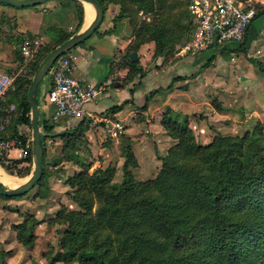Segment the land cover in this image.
Masks as SVG:
<instances>
[{
  "label": "trees",
  "instance_id": "obj_1",
  "mask_svg": "<svg viewBox=\"0 0 264 264\" xmlns=\"http://www.w3.org/2000/svg\"><path fill=\"white\" fill-rule=\"evenodd\" d=\"M98 1L104 9L109 2L119 5V13L113 16L115 21L128 15L123 12L126 0ZM130 1L142 11L157 9L155 0ZM184 10L182 31L186 41L190 27L187 7ZM77 12L79 19L76 30L82 22V9L79 5ZM263 12L264 7L256 5L254 18ZM143 26V31L145 28L152 29L150 38L155 42L154 55H162L166 46V50L169 49L165 39L166 29L155 22L141 21L138 27ZM61 31L65 33L58 43L72 34L64 29ZM143 31L135 28L132 43L120 62V65L129 67L126 75L128 80L137 73L142 74L138 60H130L129 52L136 51L142 44ZM210 49L213 52L217 50ZM211 57L212 55L209 58ZM180 77L175 75L174 80ZM21 80L22 78H18L17 84L7 91L4 104L13 102L17 106V115L11 124L13 133L10 136L24 142L25 137L19 133L17 124L30 123V104L28 90L21 89ZM170 87L168 84L167 88ZM159 90L161 89L155 88L152 91ZM128 102H132V98L109 106L105 113L116 112ZM71 118L78 119L75 128L81 127L87 119L85 115ZM38 124L45 131L41 132L43 140L51 131L52 125L40 111ZM162 124L177 141L160 157L162 163L155 177L138 181L128 169L131 165H128L125 176L116 182L110 180L112 173L108 172L109 168L98 166L89 171V165L82 164V169L65 179L69 187L68 195L77 208L61 205L56 211L53 221L63 223L65 227L60 232L59 250L55 255H48L50 262L264 264V122L257 121L243 136L218 133L206 144H198L192 129L184 123L164 117ZM70 134L64 131L52 135L65 137V145L72 149L75 137H69ZM251 135L262 139L263 147L261 155H253L258 158L250 167L239 163L242 145L238 142ZM127 140L130 141L128 155H132V166H135L138 163L132 150V141L128 137ZM227 143L228 147L224 149ZM197 153H202L205 162L201 166L205 171L203 174H192L183 165L176 163L177 158L194 157ZM28 159L32 160L31 155ZM24 169H17L15 172L24 175L28 173ZM42 169L41 178L45 174L43 163ZM83 191L98 196L99 203L95 209L93 202L88 204L81 200ZM38 223L39 219L34 214L27 213L21 222L13 225L17 239L24 245H32L35 240L34 229ZM0 253L4 257V252Z\"/></svg>",
  "mask_w": 264,
  "mask_h": 264
},
{
  "label": "crops",
  "instance_id": "obj_2",
  "mask_svg": "<svg viewBox=\"0 0 264 264\" xmlns=\"http://www.w3.org/2000/svg\"><path fill=\"white\" fill-rule=\"evenodd\" d=\"M48 2L51 7L34 5L25 7L21 11L17 10L15 14L6 13L4 5H0V26L4 19L10 18L12 24L16 25V29L13 30L45 38L51 26L65 31L71 28L75 22L78 5L82 9V22L78 30L85 28L92 20L89 19L90 4H86L85 1L49 0ZM255 2L264 7V0H255ZM0 4L7 3L0 2ZM49 8H52V11L47 12ZM118 8L116 3L109 2L104 10L103 20L95 32L69 51L77 62L76 74L81 80L94 85H103L105 81L110 80L104 85L97 99L86 105L92 116L87 117L81 127L75 128L77 118H65L58 122L47 121L52 125L51 134L47 136H51L50 141L54 140L53 143L60 152L57 161L60 162L59 164H64V167L73 165L70 166V170L62 173L63 181L75 171L82 169V163L88 164L90 171L103 164L113 152L117 158H121L118 145L121 138H111L107 127L115 121L121 124L122 136L129 137L132 141V150L138 163L133 169L134 174L146 172L144 163L146 160L155 161L158 168L159 157L164 156L168 147L174 142V138L168 134L162 124L164 117H170L189 126L195 138H200V142L210 141L218 131L236 134L240 133V130L250 129L257 121L264 122V12L252 19L242 42H228L222 49L214 52L208 48L172 56H153L150 43L140 44L135 52L142 74L137 73L128 80L126 75L129 67L120 65V62L123 61L132 43V29L126 19L113 22L112 18ZM59 9L67 10L63 19L59 18ZM211 55L212 57L209 58ZM175 75L181 77L174 80ZM115 76L120 79H114ZM168 84L171 85L170 88H167ZM49 86L50 77L46 75L40 92L44 93ZM155 88L161 90L153 92ZM129 98H132V102L125 103L120 110L105 113L109 106ZM38 106L40 113L49 119L51 108L40 104ZM152 125L157 126V132H153ZM205 126H208L209 130ZM64 131L71 133L69 137H75L74 148L70 149L65 145V137L52 135ZM205 134L207 137H204ZM82 141L87 142L88 150L80 149ZM43 148L44 165L47 162L44 143ZM19 151L18 147H12L8 149L7 154L13 159H18ZM29 169V172L33 171L32 166ZM1 172L4 174H0V181L10 187L23 183L29 177L20 175L26 177L21 180L18 179L19 176L11 177L13 173L6 171L2 166H0ZM4 176L16 184L5 182ZM42 178L40 183H36L38 190ZM66 196L68 197L67 194ZM50 200L55 210L49 217V222L52 223L56 211L64 205L61 203L64 199H58L57 203L55 200ZM27 213L35 212L28 211L25 215ZM37 214L38 210L34 216L40 221L42 217H38ZM15 238L23 244L17 239L16 233ZM4 241L9 244L7 250L10 253L13 248V238L0 239L1 243ZM13 250H17L18 254L22 255L20 247ZM4 261L6 262L5 258ZM47 261V263L41 261L40 264H55L61 260ZM61 262L78 264L74 261Z\"/></svg>",
  "mask_w": 264,
  "mask_h": 264
},
{
  "label": "rangeland",
  "instance_id": "obj_3",
  "mask_svg": "<svg viewBox=\"0 0 264 264\" xmlns=\"http://www.w3.org/2000/svg\"><path fill=\"white\" fill-rule=\"evenodd\" d=\"M49 0H46L42 3L36 4V7H41L43 5L50 6ZM156 1V10L155 11H142L139 9V7L130 0H126V4L123 8V12L127 13V16L123 19H126L129 21L132 33L131 37L134 38V30L140 29L143 31V27H138L139 24H141V21H147V22H155L159 25V27H163L166 29L165 31V39L167 40V45L169 47L168 50H166L167 46L164 48V53L162 54L165 56H172L177 53H184L185 51L181 50V47L183 44L187 41L184 40L185 36L182 31V23H183V12L185 11L188 3L190 0H155ZM246 1V3H251L253 5H257V2L255 0H243ZM4 5V8L6 9V13L8 14H15L16 11H21V9L25 7H31V6H11L9 4H0ZM118 5V4H117ZM34 6V5H33ZM51 7V6H50ZM119 7V5H118ZM47 12L52 11V8H49ZM78 9V7H77ZM119 10V9H118ZM59 12V18L63 19L65 17L66 9L58 10ZM119 11L115 13L117 15ZM114 15V16H115ZM94 17V15H93ZM75 22L78 21V12L75 13ZM155 21H153V20ZM113 22H115L114 17L112 18ZM75 22L73 26L66 30L67 33L74 34L76 31L75 28ZM81 26V25H80ZM134 26V27H133ZM16 25H13L11 22V19L8 18L7 20H3L0 26V71L4 74L9 75L12 79V85L11 87H14L15 84H17L18 78H22V91L28 90L29 84L33 78L34 72L36 68L38 67V64L42 60L44 54L46 51L56 45H58L59 41L62 38V34L65 32L61 31V28H57L54 26H51L49 31H47V36L45 38H42L40 36H35L30 33H23V32H17ZM60 29V30H58ZM78 30V29H77ZM152 29H147L141 33L143 36V42L142 44L150 43L152 45V51L153 56L155 51V42L154 39L150 38ZM71 34V35H72ZM20 36V37H19ZM19 37V38H18ZM184 40V41H183ZM26 41V42H25ZM25 42V43H24ZM22 47H26L25 53L23 55V49ZM70 51V50H69ZM68 51V52H69ZM46 76V75H45ZM114 79H120V77L117 78L115 76ZM43 83V80H42ZM37 93V102L38 105H41V93L40 88ZM10 87V88H11ZM9 88V89H10ZM6 98V96H5ZM10 103V102H9ZM8 104V103H7ZM6 104V105H7ZM3 104V106H6ZM4 113V112H1ZM17 115V106L15 105V112L14 115L10 118L9 123L6 125L0 120V141L2 143V153L3 155L6 154L3 149L12 148L16 145H20V142L16 141L15 136H10L13 132L11 129L12 120ZM30 115V112H29ZM159 116V114L157 115ZM47 121H52L50 118ZM158 124V123H156ZM153 126V132H157L156 128L157 126ZM207 130H209L208 126H205ZM253 126L250 128L252 129ZM17 129L19 133H21L25 137V141H31V126L30 123H18ZM247 129V130H250ZM247 130H240V133L232 134V135H239L243 136L245 131ZM41 132H45L43 128L40 127ZM51 134L50 132H48ZM231 134V133H223L221 131H218L216 134ZM214 134V136L216 135ZM213 136V137H214ZM121 138L119 141V154L121 158H117L115 155V152L112 153L111 157H108V159L103 163L100 164L99 167L109 168L108 172L112 173L111 181H121L122 178L125 176L126 168L128 165H131L128 167L130 171H132L133 175L135 176V179L138 181H144L150 178H153L156 176L160 166H161V159L159 157V161L157 162L158 168L155 165V161L146 160L145 163V173L139 174L133 172V169L137 167V165L132 166V163L134 162V159L132 155H128V151H130V141L127 140V137L122 136V132L116 136L112 137L114 139ZM203 137V136H202ZM204 137H207L206 134ZM51 136H46L42 140L44 143V147L47 150V153H45L46 157V164L45 171L46 175L42 178L43 181H41V187L40 190H38V184H35L33 188H31L29 191H27L24 194H21L18 198H5L4 195L0 194V239L1 240H8L10 238H13V248L16 247L21 248L22 255L26 258H24L21 253L18 254L17 250H13L9 253L7 250L9 247V244L4 241V243L0 242V251L4 252V258L6 260V264H40L47 263L48 261V255H55L56 251L59 250V237L61 229H64L65 224H61L58 222H49V217L52 216L55 212L54 208L52 207V200H55L56 203L59 202L58 199H64V202H61L62 204L66 205L68 208L75 209L77 208V205L75 202L71 200V198L68 195L69 187L66 184L65 180L63 181L62 173L66 170H70L73 165L64 167V164H59L60 162L57 161L58 157L60 158V152L55 147V144L53 143L54 140L50 139ZM129 138V137H128ZM198 144H206L208 142H200L199 139H195ZM177 141L174 139V142L171 144L173 145ZM14 144V145H12ZM239 145H242V154L239 155V163L243 165H249L250 167L253 165L255 160L258 157L253 156L255 153L258 155H261V148L263 147V140L259 137L251 135L246 140H243L241 142H238ZM170 145V146H171ZM16 146V147H18ZM20 147V146H19ZM228 147V143L225 145L224 149ZM169 148V147H168ZM80 149L88 150L89 147L87 146V142L82 141L80 143ZM94 151V150H93ZM84 153V150H83ZM167 153V151H166ZM31 155L32 158V144L27 148V153L25 156H20V161L15 162L13 158H8L7 163H0V166L4 168L6 171L13 173L11 177L17 178L16 176H19L18 179H26L31 172L28 170L29 167L33 166V161L29 160L28 157ZM127 156V157H126ZM9 157V156H6ZM203 158L202 153H197L194 157H186L182 156L180 158L176 159V163L179 165H183L188 171H190L192 174H203L205 171L202 169L203 164ZM205 163V162H204ZM73 164V163H72ZM83 164V163H82ZM57 165V166H55ZM98 166L92 168L95 169ZM25 168V169H24ZM89 168V167H88ZM157 168V169H156ZM17 169H24L28 172L27 175H23L26 177H22V173L18 174L15 171ZM12 170V171H11ZM90 170V171H92ZM1 175L4 173H0ZM26 174V173H25ZM6 177V176H4ZM64 177V176H63ZM21 182V181H20ZM66 189V190H65ZM68 197L66 196V194ZM24 195V197H21ZM83 199L82 201H85L86 203L93 202V209L96 208L97 204L99 203L98 196L94 194H90L87 191L82 192ZM49 198V199H48ZM56 198V199H54ZM28 199L31 202H26ZM59 207V206H58ZM38 210V217H42L39 223L35 226V241L31 246L30 245H23L19 243L15 238V229L13 227L14 224L19 221L21 222L23 218L25 217V213L28 211H32L35 215ZM40 212V214H39ZM44 251V252H43ZM50 255V256H51ZM29 257V258H28ZM63 262L59 261L55 264H62Z\"/></svg>",
  "mask_w": 264,
  "mask_h": 264
},
{
  "label": "built area",
  "instance_id": "obj_4",
  "mask_svg": "<svg viewBox=\"0 0 264 264\" xmlns=\"http://www.w3.org/2000/svg\"><path fill=\"white\" fill-rule=\"evenodd\" d=\"M187 10L190 34L181 47L185 52H198L207 48L220 50L228 42H242L256 14L255 5L243 0H190ZM22 49L24 55L26 47ZM77 66L73 54L67 51L53 62L46 74L50 77V86L42 93L41 105L51 108L49 118L54 122L74 116H92L86 105L97 99L104 85L110 80L105 81L103 85L84 82L76 74ZM12 82L9 75L0 71V120L6 125L15 112V103L10 102L3 106ZM107 127L113 137L118 136L122 131L119 121L112 122ZM16 141L20 142V147L16 145L20 150L19 158L25 156L32 142L28 139L22 142L18 138ZM2 146L0 141V163H7V159L10 158L6 157L9 148L3 149L6 152L3 155Z\"/></svg>",
  "mask_w": 264,
  "mask_h": 264
},
{
  "label": "water",
  "instance_id": "obj_5",
  "mask_svg": "<svg viewBox=\"0 0 264 264\" xmlns=\"http://www.w3.org/2000/svg\"><path fill=\"white\" fill-rule=\"evenodd\" d=\"M46 0H0L12 6H33L42 3ZM90 3L94 8V17L90 23L83 29L78 30L70 35L58 45L52 47L42 58L38 67L36 68L33 78L29 84L27 91V98L30 104V126H31V140H32V161L33 171L26 181L14 187L6 186L0 181V194L5 196L21 195L29 191L42 176V157L43 144L41 140V131L38 124L39 106L37 102V85L43 80L53 62L63 53L69 51L74 46L86 40L100 25L104 17V7L98 0H81ZM130 60L137 59L135 51L129 52ZM0 264H4V257L0 253Z\"/></svg>",
  "mask_w": 264,
  "mask_h": 264
},
{
  "label": "bare ground",
  "instance_id": "obj_6",
  "mask_svg": "<svg viewBox=\"0 0 264 264\" xmlns=\"http://www.w3.org/2000/svg\"><path fill=\"white\" fill-rule=\"evenodd\" d=\"M86 4H90V3H88V2H86ZM88 10H89V19L91 20L92 19V17H93V14H94V8H93V6H91V4L90 5H88ZM87 10V11H88ZM3 179H4V181L5 182H9L10 184H16L15 182H13L12 180H10L8 177H3Z\"/></svg>",
  "mask_w": 264,
  "mask_h": 264
}]
</instances>
